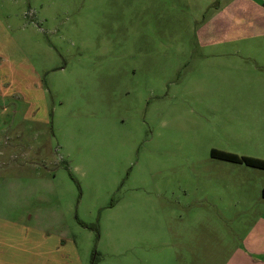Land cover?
Here are the masks:
<instances>
[{"label":"rangeland","instance_id":"1","mask_svg":"<svg viewBox=\"0 0 264 264\" xmlns=\"http://www.w3.org/2000/svg\"><path fill=\"white\" fill-rule=\"evenodd\" d=\"M0 52L17 91L0 125V173L22 178L8 210L73 239L83 264L161 255L164 220L207 221L227 241L264 215V171L242 164L255 173L240 184L250 194L225 220L202 201L249 174L219 170L228 164L211 150L264 156L248 117L264 77V0H0ZM47 243L3 246L1 264L65 261Z\"/></svg>","mask_w":264,"mask_h":264},{"label":"crops","instance_id":"2","mask_svg":"<svg viewBox=\"0 0 264 264\" xmlns=\"http://www.w3.org/2000/svg\"><path fill=\"white\" fill-rule=\"evenodd\" d=\"M6 45L11 50H17L19 56L25 60L23 54L20 52L17 43L12 39L10 35L5 36ZM1 54V52H0ZM26 61V60H25ZM34 75L37 79L35 73H29V78L32 79ZM13 74H9L8 71L0 64V125L3 118L8 114L7 107L9 101L13 100V96L17 93L14 89L13 84L15 83ZM254 88H256L257 93H252L249 95L250 106L256 109L255 112L248 113L249 120L256 125L257 131H255L252 141L256 143V147L264 148V77H255ZM29 100H27L28 102ZM31 102V100H30ZM34 112L33 106L30 105L26 112V116L32 115ZM13 114H17L15 111ZM6 124L7 122H3ZM1 128V126H0ZM9 146V144H8ZM2 151V144L0 141V155ZM8 155V162L16 161L15 154L11 155L10 148H7V151H4ZM13 153V152H12ZM3 154V153H2ZM257 159L264 160V156H252ZM228 165H221L219 170L224 171L227 167L229 170L234 171H247L249 174L247 176L233 175V179L227 182L223 187L224 189L218 190L216 192V201H209L208 197L204 198L206 209L215 210L217 214L225 220V214L231 213L232 209H235L242 203V198H245L250 194L248 191H243L241 183L244 185L247 184L248 188L251 187L253 183L251 181L254 178L255 173L252 170L244 169L240 167V164L228 163ZM5 165V164H4ZM238 165V166H235ZM249 169H255L251 167H245ZM258 170V169H255ZM264 171V170H261ZM254 175V176H252ZM258 175L264 177V173H258ZM221 176V175H220ZM22 181V178H17L15 175H7L0 173V264L3 261L6 247L13 246L17 244L27 253V246L32 243L33 240L36 242H42L46 245L49 241L51 244L58 245L56 249L57 252H61L63 255L58 257V260H65L69 264H83L81 257L77 252L76 247L74 246V240L70 237L66 238L64 235H58L46 232L42 228L37 226H32L30 221H27L25 216L22 218H14L10 214L11 199L14 200L12 195L15 194L16 189L19 187L17 184ZM221 182V181H220ZM264 183V182H263ZM264 184L262 186V190ZM261 197L264 201V197ZM240 199V200H238ZM227 207V209H226ZM5 210V212L1 211ZM186 209V208H182ZM159 213L164 216V214L169 213L170 215H175L173 209H167L164 207L158 208ZM1 214L7 216H1ZM165 218V217H164ZM163 219V218H161ZM26 220V221H25ZM255 220V219H254ZM160 230H158V238H162V244L168 245V250H165L161 255H156L151 257L149 255L141 256L138 260L139 264H202L204 261H216L221 264H264V215L261 216L257 222H253L249 228L248 238H243L239 240H224L221 233V238H219L218 230L219 228L215 225H210L207 221H198L197 223H180L169 227L165 224V220L160 224ZM141 231V236L145 237V227L138 225ZM138 228V229H139ZM240 228V226H239ZM210 230L212 232H210ZM45 231V232H44ZM139 231V230H138ZM139 231V232H140ZM193 231H199L196 233L195 240ZM192 236V237H191ZM210 236L212 239H210ZM155 237V236H154ZM157 236L155 238V243L160 241ZM190 238V239H189ZM48 244V243H47ZM50 246V244H48ZM1 246L3 248H1ZM47 246V245H46ZM23 248V249H22ZM55 248V247H52ZM66 249L69 250L74 256L71 258H65ZM205 256V258H203ZM14 260L9 262V264H26L27 258L22 260L19 257H14ZM19 261V263H18ZM63 262H58V264H63ZM126 262H129V259H125Z\"/></svg>","mask_w":264,"mask_h":264},{"label":"trees","instance_id":"3","mask_svg":"<svg viewBox=\"0 0 264 264\" xmlns=\"http://www.w3.org/2000/svg\"><path fill=\"white\" fill-rule=\"evenodd\" d=\"M212 158L223 160L226 162L234 163V164H242L251 168L264 170V160L257 159L253 157L247 156H239L236 154L219 151V150H211L210 153ZM262 196L264 197V188L262 190Z\"/></svg>","mask_w":264,"mask_h":264}]
</instances>
